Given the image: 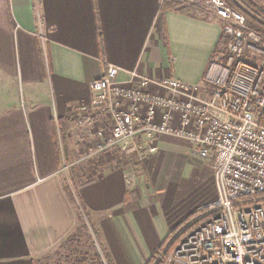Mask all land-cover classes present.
<instances>
[{
	"label": "crops",
	"instance_id": "crops-1",
	"mask_svg": "<svg viewBox=\"0 0 264 264\" xmlns=\"http://www.w3.org/2000/svg\"><path fill=\"white\" fill-rule=\"evenodd\" d=\"M163 3L0 0V264H34L75 234L76 207L61 175L67 169L75 171L76 205L102 235L110 264H144L172 228L169 208L190 203L196 181L184 171L189 142L158 137L149 156L160 177L148 184L153 165L139 164L147 152L130 149L118 159L105 153L83 163L100 127L76 124L79 107L92 97L88 85L105 76L108 64L121 68L117 82L125 86L135 85V71L214 89V67L228 66L212 55L223 22Z\"/></svg>",
	"mask_w": 264,
	"mask_h": 264
},
{
	"label": "built area",
	"instance_id": "built-area-1",
	"mask_svg": "<svg viewBox=\"0 0 264 264\" xmlns=\"http://www.w3.org/2000/svg\"><path fill=\"white\" fill-rule=\"evenodd\" d=\"M201 1L223 21L228 39V66L214 67L211 92L135 71L129 73L135 85L125 86L117 82L121 68L108 64L105 76L88 85L92 97L79 107L76 124L100 127L91 157L143 145L154 154L165 135L214 162L216 200L206 213L212 216L183 229L157 263L264 264V40L224 0Z\"/></svg>",
	"mask_w": 264,
	"mask_h": 264
},
{
	"label": "rangeland",
	"instance_id": "rangeland-1",
	"mask_svg": "<svg viewBox=\"0 0 264 264\" xmlns=\"http://www.w3.org/2000/svg\"><path fill=\"white\" fill-rule=\"evenodd\" d=\"M176 1L183 2L182 0H176ZM256 2H259V5L261 7H263V9H264V0H257ZM185 3H187V2H185ZM236 11L239 12L238 10H236ZM239 13L243 16V14L241 12H239ZM210 14L211 13L208 11L207 15L211 16ZM223 25H224V23L222 24V26ZM222 35H224V34L222 33ZM214 58H217L220 61L221 56L220 55H214ZM131 146L132 145H130L128 147H131ZM93 147H94V145H93ZM141 147L142 148L140 150H138V151H140V154H142L143 152H147L148 155H145L144 156V158L146 157L145 160L144 159L141 160V162H139V164L141 166L145 165L147 167H149L150 165H153L149 170L150 174L147 173L148 176L146 177L148 179L147 183L149 184L151 177H152V179H153V177H155V179H156V177H157L156 174L159 172V170L156 169V165L153 163V161L151 159L152 156H149V155H152V153H149L146 145H143ZM123 155L125 156L124 152H123L122 156ZM107 156L119 158L118 153H115V152H110L109 155H107ZM102 157H103V155L98 156L97 158L94 156V157H90L89 160L82 161V162L83 163L85 162V164H86V162L92 163L91 161H94L97 163L98 160L101 159ZM121 157H120V159H121ZM187 157H189L190 161L188 162L189 164H187L186 167H184V171L188 172L190 174V182L196 181V182H194L196 184L193 186V189H191L192 192H190V194L188 195V196H190V198L189 197L185 198V200L189 198L190 203H187V204L181 203V205L176 204V205L171 206V208H169V211H170L174 221L172 223V228L170 229V232L166 234L167 235L166 237H168V235H170V233H172L174 231V229L177 226H179V224L182 223V221L189 214L193 215L194 213H196L200 210H206V213H207V206H209L211 203H213L216 200L215 189H214L213 182H212L213 179L211 176L212 175L211 170H213L212 168L214 166V162L212 160H203L200 157H198L195 147L193 149H190V153L188 154ZM142 158L143 157L141 156L140 159H142ZM129 159L131 160V158H129ZM111 161H113V160H111ZM132 161H135V160H132ZM175 163L176 164H173L170 171H173L175 169L174 167H176L177 161H175ZM201 163L205 166V169L210 171V176L208 178H202L200 176L201 172L199 170L200 169L199 165H201ZM81 165H82V163L81 164L78 163V165L75 166L74 170L76 169V171H79L81 169V168L79 169V167ZM74 172L75 171L67 169L66 171H63V174H61V175H63L64 188H66V191H68V193L72 197H74V199H76L75 198L76 184L74 183L73 178H72V174ZM136 172H139V171H136ZM158 177H160V176H158ZM158 177H157V179H158ZM133 182L134 181L131 177V181H128V184H127L128 187H130L131 189H133L135 187L134 185H132ZM159 185L160 184H157V186H159ZM79 213H80V218H78L77 226H78V228H81V229L77 230L75 232V234H72L69 238H67V240L64 243H62V245H60L59 247H57L56 249H54L50 253H48L46 255L38 256L34 260V264H110L109 261H111L110 260L111 256L109 255L107 250L104 249L105 248V242H104L103 238L101 237L102 235L98 232L97 227L92 225L90 219L87 217V214L84 213V211H80ZM202 216L197 215L195 217V219H192L189 223H186L185 225H183L182 228L178 232H176V234L174 233L175 235H173L171 237V240L169 243H171L174 240L175 241L174 246H175V244L177 242L176 238H177L178 234L183 229H187V228L189 229V226L193 222H195V220L201 219ZM151 256L152 255H150V257ZM149 258H147L145 260L144 264L147 263V260H149Z\"/></svg>",
	"mask_w": 264,
	"mask_h": 264
},
{
	"label": "trees",
	"instance_id": "trees-1",
	"mask_svg": "<svg viewBox=\"0 0 264 264\" xmlns=\"http://www.w3.org/2000/svg\"><path fill=\"white\" fill-rule=\"evenodd\" d=\"M226 2V4H228L229 6H231L233 9L238 10L239 12H241L243 14V16H245L246 19V24L248 26V28L253 29L255 32L257 31L263 38L264 40V9L263 7H261L259 4H257L256 2L254 3L252 0H224ZM164 9L166 8H171V9H175L176 11H180V12H184V13H190L191 16H196V15H206L207 14V10L204 7L203 2L197 1L195 3H185V2H178L176 0H164ZM228 39L227 37H225L224 35H221L220 40L218 41V45L216 47V50L214 51V55H220L221 56V61L225 62L228 57L229 54L226 51V45ZM246 55L248 56V51L246 52ZM68 193V191H67ZM68 198L69 201L76 207V213H77V217L80 218V208L77 207L76 205V201L74 200V197H72L69 193H68ZM84 211V210H83ZM197 215L202 216L201 219L195 220V222H193L190 226L189 229L187 228L185 231L191 230L193 227L197 226L199 223H201L202 221H204L205 219H208L209 217L212 216V214H206V210H200L196 213H194L193 215L189 214L183 221L182 223L179 224V226H177L174 231L172 233H170V235H168V237H166L162 243L160 244V246H158L157 250L152 254V256L149 258V260H147L146 264H161V262L157 263V259H159L160 256H167L169 254V252L172 250V246H174L175 241L173 240L171 243V237L173 235L176 234V232H178L183 225H185L186 223H189L192 219H195V217ZM83 228V227H82ZM81 228H76V231L79 230ZM175 233V234H174ZM177 239V238H176Z\"/></svg>",
	"mask_w": 264,
	"mask_h": 264
}]
</instances>
